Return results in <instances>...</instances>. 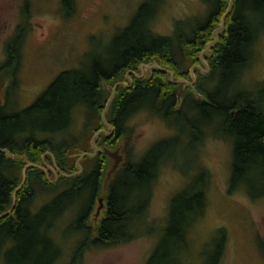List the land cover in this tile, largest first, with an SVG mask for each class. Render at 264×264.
Wrapping results in <instances>:
<instances>
[{
	"label": "trees",
	"instance_id": "1",
	"mask_svg": "<svg viewBox=\"0 0 264 264\" xmlns=\"http://www.w3.org/2000/svg\"><path fill=\"white\" fill-rule=\"evenodd\" d=\"M70 1L61 0L63 5ZM202 1L207 5L203 16L177 19L171 33L160 34L153 29V22L165 0H141L128 23L113 36L106 58L88 67L60 71L22 109L0 102V214L11 206L27 162L42 166L44 161L59 172L52 181L55 175L51 170L47 169L48 178L42 168L27 167L14 208L0 217V260L38 264L48 258V264H55L60 251L47 230L68 211L75 213L70 228L82 234L73 250V262L90 248L125 244L141 234L169 142L164 138L156 141L137 159H130L127 151L121 153L123 160L104 193L103 182L112 159L103 148L122 150L133 132L129 119L143 110L164 121L180 116L181 131L195 130L199 138L206 127L213 126L216 136L231 143L230 187H245L249 196L264 195V88L250 92L240 83L242 71L253 59V45L264 32V0H233L217 40L206 51L230 0ZM28 5L29 0H24L23 19L4 44L0 82L8 78L9 87L18 83L20 48L29 25ZM152 62L170 70L174 81H184L173 83L168 72L157 68L136 76L140 64ZM129 80L131 85L125 86L123 82L130 84ZM118 82L123 84L117 86L105 108ZM78 111L84 121L74 133ZM188 114L197 118L187 120ZM92 141L97 147L94 155H90ZM45 192L52 194L49 201L32 210L37 193ZM100 196L102 214L97 217L92 211L99 206ZM205 205L204 187L174 195L163 235L146 264H184L182 258L189 248L186 238ZM216 233L220 235L217 253L206 264H217L221 257L225 233L223 229ZM259 247L264 254V239Z\"/></svg>",
	"mask_w": 264,
	"mask_h": 264
},
{
	"label": "rangeland",
	"instance_id": "2",
	"mask_svg": "<svg viewBox=\"0 0 264 264\" xmlns=\"http://www.w3.org/2000/svg\"><path fill=\"white\" fill-rule=\"evenodd\" d=\"M23 1L0 0V62L5 56V42L23 19ZM140 2L71 0L63 5L61 0H29V25L20 48L18 83L9 87L8 78L3 84L0 82V102L22 109L60 71L88 67L93 61L106 58L111 53L113 36L128 23ZM206 11L207 5L202 0H165L153 22V29L160 34H169L175 20L203 16ZM240 83L250 92L264 88V32H260L253 45V59L242 71ZM196 118V114L186 115L192 122ZM83 121L82 112H76L74 133L80 131ZM182 122L180 116L164 121L145 110L135 113L128 121L133 132L128 144L123 140L124 148L120 153L126 155L127 151L130 159H137L162 138L169 142L144 217L147 226L141 228V234L125 244L90 248L73 262V250L82 234L70 228L75 213L68 211L47 230L60 251L55 264H146L167 225L172 197L181 190L194 193L202 187L206 205L186 238L189 248L182 258L184 264H206L213 260L220 237L216 233L218 229H223L225 238L217 264H264V254L259 247V241L264 239V195L249 196L245 187H230L231 143L216 136L213 126L206 127L205 135L199 138L195 130L181 131ZM51 195L37 193L31 204L32 210L36 211L49 201ZM95 208L93 215L100 217L102 207L97 213ZM46 254L48 256L49 252ZM48 261L44 258L42 263H37L48 264ZM0 264H8V261L2 258Z\"/></svg>",
	"mask_w": 264,
	"mask_h": 264
},
{
	"label": "water",
	"instance_id": "3",
	"mask_svg": "<svg viewBox=\"0 0 264 264\" xmlns=\"http://www.w3.org/2000/svg\"><path fill=\"white\" fill-rule=\"evenodd\" d=\"M232 1H233V0H230V1H229L228 8H227L225 14L222 16V20H221V23H220L219 27H218L216 30H214V36H215L214 40L211 41V42H209V43L207 44V46H206V48H205L204 51H206L207 49H209V46L217 40V38H218V37H217V31H219V30L222 29V27H223V25H224V22H225V17H226V15L228 14V12H229V10H230V8H231V6H232ZM202 61H203V59H202ZM203 63L205 64L204 61H203ZM144 68H146V70H145V73L143 74V69H144ZM152 68H157V69H160V70H162V71H164V72H168V73L170 74L169 79H170V81L173 82V83H177V82H180V81H184V80H175V81H174V80H173V74L171 73V71L168 70V69H165V68L160 67V66H159L157 63H155V62L148 63V64H144V63L140 64V65H139V71H140V72H139V74H136V76L141 77L142 75H146L148 72H150V70H151ZM191 70H192V68H191ZM132 72H133V71H132ZM128 76H129V72L126 73V77H127V78H128ZM193 79H194V78H193ZM129 81H130V80H129ZM193 81H194V80H192V82H190L189 84H193ZM120 83H122V82H118V83H116V84L113 86V88H112V90H111V93H110V95H109V97H108V100H107V102H106V104H105V108H107L109 102L111 101V99H112L113 96H114V93H115V91H116L117 86H118ZM123 83L125 84V86H130V85H131V81H130V84H126L125 82H123ZM123 83H122V84H123ZM186 83H187V82H186ZM181 91H182V90H180V92H181ZM111 132H112V130L110 129V130L107 131V134H111ZM99 133H100V131L96 132V133L94 134V136L92 137V140H93V139L96 137V135H98ZM92 148H93V152H92L90 155H94L95 152L97 151V147L94 145L93 141H92ZM103 152H104L108 157H110V158L112 159V164H111L109 170L107 171L106 177H105L104 182H103V193H104L105 190H106V184H107L108 180L110 179V177L112 176V174L114 173V171L118 168L119 164L122 162V160H123V155L120 153V148H119V147L115 148L114 150H111V149H108V148L104 147V148H103ZM85 154H86V153L82 154V155L79 157V159H80L81 157H83ZM11 156H12V154H11ZM42 158H44V156H42ZM79 159L77 160V162L79 161ZM31 165H34V166L39 167V168H42L43 170L46 171V174H47V168H48L49 170H51V171L54 173V175H55V177H54V179H52V181H54V180L57 178V175H58V173H59V172L56 170L55 167H51V166H49V165H48L47 163H45L44 161H43V165H42V166H41V165L32 164V163H30V162H27V164H26V165L23 167V169H22V179H21L20 183L18 184V186H17V187L15 188V190L13 191V194H12V204H11V206L9 207V209H7L5 212H3V213L0 214V217H4V216H6V215L9 214V213L12 211V209L14 208V205H15V202H16V192H17V190H18L19 188H21V187L24 185L25 180H26V169H27L28 166H31ZM47 177H48V174H47ZM48 178H49V177H48ZM98 202H99V206L97 207V211H98V210L102 207V205H103V204H102V196H100V197L98 198Z\"/></svg>",
	"mask_w": 264,
	"mask_h": 264
},
{
	"label": "flooded vegetation",
	"instance_id": "4",
	"mask_svg": "<svg viewBox=\"0 0 264 264\" xmlns=\"http://www.w3.org/2000/svg\"><path fill=\"white\" fill-rule=\"evenodd\" d=\"M100 210V209H99ZM99 210H98V212H99ZM96 212H97V209H96Z\"/></svg>",
	"mask_w": 264,
	"mask_h": 264
}]
</instances>
